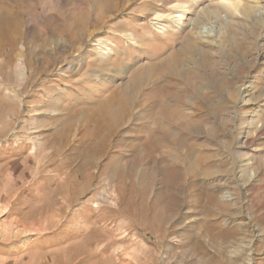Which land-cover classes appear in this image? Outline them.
<instances>
[{
    "label": "rangeland",
    "instance_id": "obj_1",
    "mask_svg": "<svg viewBox=\"0 0 264 264\" xmlns=\"http://www.w3.org/2000/svg\"><path fill=\"white\" fill-rule=\"evenodd\" d=\"M0 190L29 264H264V0H0Z\"/></svg>",
    "mask_w": 264,
    "mask_h": 264
},
{
    "label": "crops",
    "instance_id": "obj_2",
    "mask_svg": "<svg viewBox=\"0 0 264 264\" xmlns=\"http://www.w3.org/2000/svg\"><path fill=\"white\" fill-rule=\"evenodd\" d=\"M25 200L11 199L0 190V264H29L27 256L29 248L28 238L35 236V233L23 227L22 217L27 212ZM27 230L25 233H22ZM19 231V238L23 240L16 242L14 232ZM26 238V240H24ZM26 243V244H25ZM37 247V246H36ZM38 248V247H37ZM26 253V254H25Z\"/></svg>",
    "mask_w": 264,
    "mask_h": 264
},
{
    "label": "bare ground",
    "instance_id": "obj_3",
    "mask_svg": "<svg viewBox=\"0 0 264 264\" xmlns=\"http://www.w3.org/2000/svg\"><path fill=\"white\" fill-rule=\"evenodd\" d=\"M160 18H161L160 16H156V17H155V21H156V22L160 21V20H161ZM103 55H105V54H103Z\"/></svg>",
    "mask_w": 264,
    "mask_h": 264
}]
</instances>
